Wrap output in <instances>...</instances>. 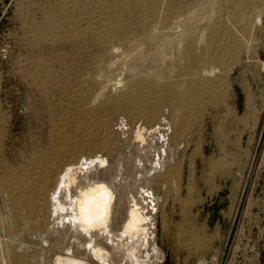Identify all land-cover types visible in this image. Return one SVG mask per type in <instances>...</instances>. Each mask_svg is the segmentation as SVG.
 <instances>
[{
	"label": "bare ground",
	"instance_id": "1",
	"mask_svg": "<svg viewBox=\"0 0 264 264\" xmlns=\"http://www.w3.org/2000/svg\"><path fill=\"white\" fill-rule=\"evenodd\" d=\"M97 1L100 9H111ZM109 2L118 4L117 12L103 32H67V39L58 41L49 24L44 36H29L32 52L43 37L50 47L60 42L79 48L58 62L51 57L18 66L17 73L35 96L49 101L62 94L81 118L74 119V134L52 139L47 151L35 155L28 182L16 189L15 200L1 194L6 209L0 206V264L163 261L155 215L164 203L157 206L154 185L184 175L181 165L198 108L218 102L208 105L206 99L225 98L226 89L218 86L214 73H224V80L227 74L210 54L220 23H211L210 14L196 20L206 8L201 9L203 0ZM135 8L144 12L138 10L136 27L127 20ZM164 92L171 101L166 109L161 107ZM165 110L170 117L162 120ZM114 114L133 121L115 131ZM140 119L143 124L136 129L134 120ZM125 173L131 177L126 184Z\"/></svg>",
	"mask_w": 264,
	"mask_h": 264
},
{
	"label": "rangeland",
	"instance_id": "2",
	"mask_svg": "<svg viewBox=\"0 0 264 264\" xmlns=\"http://www.w3.org/2000/svg\"><path fill=\"white\" fill-rule=\"evenodd\" d=\"M103 1L111 9H100L97 0H0L1 208V194L15 200L18 187L28 182L35 155L47 151L52 139L74 134L81 118L62 94L55 93L49 101L35 96L17 73L18 66L51 57L58 62L79 48L60 42L50 47L43 37L38 51L32 52L29 36L31 32L44 36L49 24L58 41L66 40L67 32H103L118 5ZM212 1L203 0L201 9L206 8L197 12L196 20L210 14L211 23H220L210 54L227 74L224 80V73H214L218 86L226 89V99H206L208 105L218 102L212 108H198L181 165L184 175L154 185L157 206L164 203L155 215L157 246L164 254L158 264H201L208 259L219 264H264V2ZM134 10L127 20L136 27L143 8ZM96 48L86 50L85 58ZM170 104L164 92L161 107ZM165 113L162 120L170 117ZM110 119L115 131L133 121L126 114ZM134 121L136 129L143 124L142 119ZM129 178L125 173V184Z\"/></svg>",
	"mask_w": 264,
	"mask_h": 264
},
{
	"label": "built area",
	"instance_id": "3",
	"mask_svg": "<svg viewBox=\"0 0 264 264\" xmlns=\"http://www.w3.org/2000/svg\"><path fill=\"white\" fill-rule=\"evenodd\" d=\"M205 264H215V259L205 260Z\"/></svg>",
	"mask_w": 264,
	"mask_h": 264
}]
</instances>
